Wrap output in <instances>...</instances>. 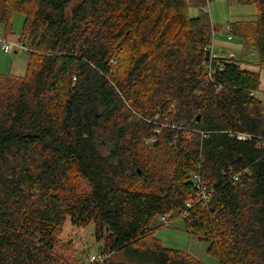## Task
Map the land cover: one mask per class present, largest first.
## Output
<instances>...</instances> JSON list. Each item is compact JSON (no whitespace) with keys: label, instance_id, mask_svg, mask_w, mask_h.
Masks as SVG:
<instances>
[{"label":"trees","instance_id":"obj_1","mask_svg":"<svg viewBox=\"0 0 264 264\" xmlns=\"http://www.w3.org/2000/svg\"><path fill=\"white\" fill-rule=\"evenodd\" d=\"M228 1L257 6L234 30L263 69L264 0ZM189 8L0 0L8 29L14 12L25 15L30 49L24 76L0 78V264H69L57 252L68 217L93 222L104 245L107 257L89 264H204L162 244L159 216L184 217L219 264H264L260 71L212 54L217 25ZM193 172L209 200L197 199Z\"/></svg>","mask_w":264,"mask_h":264},{"label":"rangeland","instance_id":"obj_2","mask_svg":"<svg viewBox=\"0 0 264 264\" xmlns=\"http://www.w3.org/2000/svg\"><path fill=\"white\" fill-rule=\"evenodd\" d=\"M204 4L201 6V4ZM73 4L69 5L68 10L72 9ZM208 10L211 15L212 22L218 25L213 31L214 47L223 49L228 47L232 50L234 43H241V38L235 36V39H228L225 33L224 25L227 23H236L242 20H253L258 14L255 4H242L236 1L228 0H196L191 1L189 14L197 16L201 8ZM25 15L20 12H14L11 20V28L8 29L3 21H0V39L7 38L12 42H19L23 35ZM29 54L18 48L6 53L1 48L0 43V78L3 75L13 74L24 76L27 71ZM98 143L102 153L107 154L111 151L112 146L99 130L97 132ZM83 188V185H79ZM170 218L169 216L167 217ZM157 227L156 237L162 244L168 248L179 249L191 253L195 258L204 264H219L218 257L208 251L210 243L201 238L192 229L187 228L184 217H174L172 220L163 222L162 216L156 217L152 224ZM57 252L69 264H89L91 255L98 253L99 244L95 238V225L93 222L86 226H75L68 217L57 236Z\"/></svg>","mask_w":264,"mask_h":264},{"label":"built area","instance_id":"obj_3","mask_svg":"<svg viewBox=\"0 0 264 264\" xmlns=\"http://www.w3.org/2000/svg\"><path fill=\"white\" fill-rule=\"evenodd\" d=\"M223 28L225 29V33H223V34L225 36H227L228 39H232L234 37V34H233L231 24L227 23L226 25L223 26ZM215 34H216V32L213 31L211 44L209 46L211 51H212V54H214L213 41H214ZM0 43H1L2 50L6 53L12 51L14 48H18V49L23 50L25 52H29V50H30L29 47H27V45L23 41L12 42V41L8 40L7 38H2V39H0ZM240 137H243V136H240ZM155 141H156L155 138H151V139L147 140V143L153 144V143H155ZM191 179H192V181L196 187V190H197V199L198 200H205V201L209 200L212 196L213 189L208 187V185L202 180L201 175L198 172H193ZM236 179H238V177H236ZM192 204H193L192 202L187 201L186 206L191 207ZM184 213L187 214L186 211ZM162 220L164 223L169 221L167 216H162ZM90 257H91L90 263H93V262L103 261L107 257V255L103 254L101 252H98V253L91 255Z\"/></svg>","mask_w":264,"mask_h":264},{"label":"crops","instance_id":"obj_4","mask_svg":"<svg viewBox=\"0 0 264 264\" xmlns=\"http://www.w3.org/2000/svg\"><path fill=\"white\" fill-rule=\"evenodd\" d=\"M188 1L189 4H191L192 0H188ZM193 1L196 2V0ZM202 5L204 4H201V6ZM200 8H204V7H200ZM230 24L232 26V30L234 34L233 39H235V36H239L235 33L236 29L234 30V26L236 23L230 22ZM239 37L241 38V43L239 44L234 43L232 45V50L228 47H223V49L214 47V54L217 56L234 57L237 60H239L244 66L253 70H259L258 66L256 65V63L259 61L258 53L254 48L245 46L243 38L241 36ZM259 71H260V86H259V90L257 91V96L263 100V104H264V68L260 69Z\"/></svg>","mask_w":264,"mask_h":264},{"label":"water","instance_id":"obj_5","mask_svg":"<svg viewBox=\"0 0 264 264\" xmlns=\"http://www.w3.org/2000/svg\"><path fill=\"white\" fill-rule=\"evenodd\" d=\"M107 230H108V227H107ZM104 245L103 244H100L99 247H98V251L101 252V250L103 249Z\"/></svg>","mask_w":264,"mask_h":264}]
</instances>
